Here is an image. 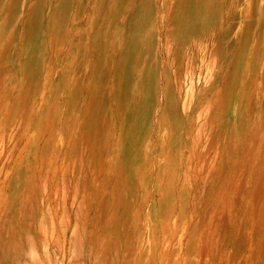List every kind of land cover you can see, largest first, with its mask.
<instances>
[{
    "label": "rangeland",
    "instance_id": "1",
    "mask_svg": "<svg viewBox=\"0 0 264 264\" xmlns=\"http://www.w3.org/2000/svg\"><path fill=\"white\" fill-rule=\"evenodd\" d=\"M0 264H264V0H0Z\"/></svg>",
    "mask_w": 264,
    "mask_h": 264
}]
</instances>
